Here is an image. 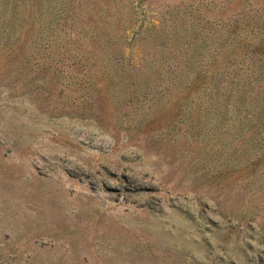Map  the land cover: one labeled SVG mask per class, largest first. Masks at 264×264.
Here are the masks:
<instances>
[{"label": "rangeland", "instance_id": "obj_1", "mask_svg": "<svg viewBox=\"0 0 264 264\" xmlns=\"http://www.w3.org/2000/svg\"><path fill=\"white\" fill-rule=\"evenodd\" d=\"M243 15L264 0H0V213L34 216L3 218L34 223L1 221L0 264H264V172L229 163L264 137L182 81L264 37Z\"/></svg>", "mask_w": 264, "mask_h": 264}, {"label": "trees", "instance_id": "obj_2", "mask_svg": "<svg viewBox=\"0 0 264 264\" xmlns=\"http://www.w3.org/2000/svg\"><path fill=\"white\" fill-rule=\"evenodd\" d=\"M243 19L244 15L238 18L241 22L239 26H233L231 22L228 23L230 34L238 32V30L249 31L250 33L264 31V19L261 22L255 21L258 23L257 25L255 23L250 25ZM220 41L218 50L225 48L228 43L243 41L242 47L245 51L235 63L211 71L208 67V69L199 71L196 76L183 74L182 81L196 89H204L211 103L216 105L223 103V109L220 112H225L226 116L231 119L240 120V117L233 116V110L237 103L239 115L245 113L246 109V113L248 110L251 111L248 132L242 140L257 143L259 139L264 137V68L259 69L260 66H264V37H250L248 39L228 35V37H222ZM262 63L263 65H261ZM248 96H252L249 101L247 100ZM247 102L251 103L250 108L246 104ZM242 130L234 138L241 136ZM249 142L247 144H250ZM243 144H246V141ZM248 147L242 149L243 151H238L240 148L235 147L229 155L230 169L234 173H240L243 180L253 178L264 172V151L249 154L245 151Z\"/></svg>", "mask_w": 264, "mask_h": 264}, {"label": "bare ground", "instance_id": "obj_3", "mask_svg": "<svg viewBox=\"0 0 264 264\" xmlns=\"http://www.w3.org/2000/svg\"><path fill=\"white\" fill-rule=\"evenodd\" d=\"M135 183V182H134ZM140 184V183H139ZM142 185V184H141ZM140 185V186H141ZM133 186V185H132ZM136 188V187H135ZM134 191V190H133ZM134 200V199H133ZM6 201V200H5ZM27 201V200H26ZM25 199L21 198V197H14L13 200L10 202L11 204H5L1 207V210L3 211V213H0V223L4 222L3 218L7 217V216H17L18 215H26L29 217H34L33 214L28 211V204L26 203ZM31 203V201H29ZM138 203V202H137ZM32 205V204H30ZM31 208V207H30ZM29 208V209H30ZM33 208V207H32ZM27 209V210H26ZM34 212V211H33ZM31 215V216H30ZM16 220V219H15ZM2 221V222H1ZM12 221V220H11ZM34 223V219H32V221L30 223H23L21 222H13V223H5L3 225H5L6 229H11V230H15V229H22L26 230L27 228H29L31 226V224ZM33 225V224H32ZM4 227V226H3ZM18 234V233H17Z\"/></svg>", "mask_w": 264, "mask_h": 264}]
</instances>
